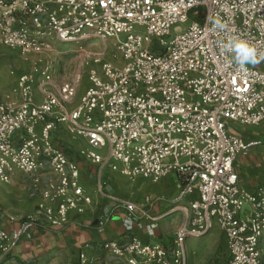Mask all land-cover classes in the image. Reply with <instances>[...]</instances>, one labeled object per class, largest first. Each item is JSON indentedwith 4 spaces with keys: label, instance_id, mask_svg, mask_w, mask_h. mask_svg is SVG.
Masks as SVG:
<instances>
[{
    "label": "built area",
    "instance_id": "obj_1",
    "mask_svg": "<svg viewBox=\"0 0 264 264\" xmlns=\"http://www.w3.org/2000/svg\"><path fill=\"white\" fill-rule=\"evenodd\" d=\"M231 36L264 51V0H0L2 44L26 58L38 55L17 78L18 99L0 101V187L17 171L35 175V184L47 166L53 173L36 210L12 232L0 226V253L10 254L41 220L62 228L92 203L77 162L55 140L64 127L86 141L78 150L84 159L131 181L174 174L178 199L198 194L172 251L132 236L106 242L113 255L129 264H187V238L218 223L226 264H264V189L240 186L235 162L249 144L228 130L230 122L264 121V69L240 71L222 49ZM92 39L114 40L124 63L106 60L105 50L88 53L84 60L101 64L103 76L91 68L74 105L82 75L57 82L51 53L57 43ZM125 207L132 230L137 205ZM79 259L89 262L85 251Z\"/></svg>",
    "mask_w": 264,
    "mask_h": 264
},
{
    "label": "crops",
    "instance_id": "obj_2",
    "mask_svg": "<svg viewBox=\"0 0 264 264\" xmlns=\"http://www.w3.org/2000/svg\"><path fill=\"white\" fill-rule=\"evenodd\" d=\"M16 82L17 77L14 81L5 70L0 71V101L6 100L8 93L18 99L13 93ZM228 130L249 144L247 153L239 155L235 162L240 186L249 191L264 189V121L258 125L230 122ZM56 135L55 131L54 137ZM75 141L81 147L86 144L83 138ZM56 142L77 162L81 182L92 203L83 213H72L65 227H48L45 220H41L32 227L31 236H23L10 254L0 253V264H81L82 251L89 257L87 264H129L126 259L106 250L104 244L111 240L125 243L132 236H138L145 243L161 244L172 251L177 232L190 214V203L198 196L196 192L178 199L182 185L174 174L157 182L143 177L131 181L107 165L81 157L78 154L81 147L72 153L60 140ZM20 174L26 173L17 171L11 180L13 184L0 187V226L9 232L18 228L21 221L36 210L40 191L53 176L47 166L37 175L40 184L34 183L36 176L31 174L26 175L33 177V184H20ZM127 202L137 205L132 230L125 225ZM12 216L17 220L12 221ZM152 224H156L153 230L150 229ZM191 237L194 238L188 240ZM188 238L187 264H226L229 260L226 234L218 223L207 234ZM261 247H264V236Z\"/></svg>",
    "mask_w": 264,
    "mask_h": 264
},
{
    "label": "rangeland",
    "instance_id": "obj_3",
    "mask_svg": "<svg viewBox=\"0 0 264 264\" xmlns=\"http://www.w3.org/2000/svg\"><path fill=\"white\" fill-rule=\"evenodd\" d=\"M183 28L186 27L185 24L180 25ZM1 42V41H0ZM105 50V59L112 61L117 65H122L124 61L119 56L118 49L114 40L112 39H92V40H81L79 42L73 43H57L55 45L54 52L51 53V57L54 58V78L57 82H69L76 78L77 75L81 74V84L79 88L78 95L74 101V105H77L80 101L81 93L90 84L89 72L91 68L97 69L99 73L103 76L102 65L95 64L90 59H86L88 53L93 51ZM0 71L5 70L8 75L15 78L24 73L28 72L32 64L38 58V55L31 54L26 58L20 50L10 49L1 43L0 46ZM86 57V58H85ZM255 67L264 69V63L260 62ZM10 93L6 99L10 98ZM55 140H60L63 146L68 150V152H77V147H81L75 139H73L64 128H60L56 131ZM60 138V139H59ZM56 140V141H57ZM86 146V144H85ZM101 154L105 155L106 149L98 150ZM21 181L20 184H33V177L26 174H20ZM13 184V182L9 183ZM194 237L188 238V240ZM262 248V254L264 258V247Z\"/></svg>",
    "mask_w": 264,
    "mask_h": 264
},
{
    "label": "clouds",
    "instance_id": "obj_4",
    "mask_svg": "<svg viewBox=\"0 0 264 264\" xmlns=\"http://www.w3.org/2000/svg\"><path fill=\"white\" fill-rule=\"evenodd\" d=\"M217 29L224 30L226 25L219 20L215 21ZM222 49L229 54L232 62L240 70L247 72L249 66H256L264 61V51H260L254 44L247 39L239 36H231L222 44Z\"/></svg>",
    "mask_w": 264,
    "mask_h": 264
}]
</instances>
